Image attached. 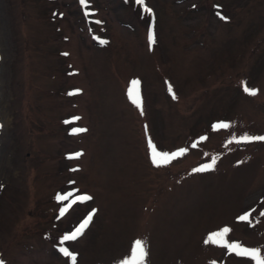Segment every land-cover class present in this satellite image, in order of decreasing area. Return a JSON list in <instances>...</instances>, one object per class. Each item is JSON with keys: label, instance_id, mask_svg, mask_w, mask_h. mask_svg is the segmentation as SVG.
Masks as SVG:
<instances>
[{"label": "rangeland", "instance_id": "obj_1", "mask_svg": "<svg viewBox=\"0 0 264 264\" xmlns=\"http://www.w3.org/2000/svg\"><path fill=\"white\" fill-rule=\"evenodd\" d=\"M146 2L154 15L135 0H90L91 15L80 0H0L4 264H72L61 247L120 264L137 239L147 264H255L224 245L264 249V141H233L264 135V0ZM149 138L188 151L156 167ZM77 189L93 199L61 217L57 194Z\"/></svg>", "mask_w": 264, "mask_h": 264}, {"label": "snow or ice", "instance_id": "obj_2", "mask_svg": "<svg viewBox=\"0 0 264 264\" xmlns=\"http://www.w3.org/2000/svg\"><path fill=\"white\" fill-rule=\"evenodd\" d=\"M136 4L141 6L142 9L148 13L149 15H154L153 10L147 5L146 0H135ZM80 3L82 6H84L86 9H89L88 14L91 15L90 10V0H80ZM219 14V13H218ZM62 15V14H61ZM223 18V17H222ZM97 23H100L97 21ZM151 42L155 43V33L154 31L151 34ZM67 55V53H65ZM138 83V81L133 82ZM169 90L171 91V86L169 87ZM77 92L79 90H76ZM244 91L248 93L249 95H256L257 90L248 88L247 86L244 87ZM72 94V93H70ZM131 95V93H130ZM174 96V94H173ZM175 98V96H174ZM138 107H141L142 101L139 96H137L133 101ZM143 114V113H142ZM79 117H74L73 120H78ZM69 121H66L68 123ZM231 125L227 122H219L214 127L216 128H229ZM3 125L0 124V128H2ZM147 127V126H146ZM87 129L84 128H75L73 129L74 133H81L85 132ZM204 139V138H201ZM233 141L236 143H252L254 141H264V135H248L244 134L243 136L237 138H233ZM233 141H230L232 143ZM148 144L150 147V158L154 166L156 167H164L170 164L173 160L181 157L184 155L188 149L183 148L175 152H167V151H158L156 146L152 143L151 138L148 139ZM192 147H196L195 144L192 145ZM82 155L81 153L74 154L75 157H79ZM216 164V159L212 158L210 162L203 163L199 167H195L192 169L193 173L198 172H205V171H211L214 170ZM72 183H75L74 181ZM79 190L77 189L75 192H66V193H58L56 196V200L59 204H61L60 213L59 215L63 217L71 208V204L75 203H85L87 201L92 200V196L88 195L87 193H83L80 195H76V192ZM71 200V203H65V201ZM96 209H93L86 218L83 219L82 222L79 223V225L70 233L64 234L60 240L61 245L66 244L67 242L76 241L80 236H82L87 229V227L92 222L93 216L96 213ZM264 214V213H262ZM248 215L241 216L239 219L241 220H248ZM230 231L229 228L225 227L222 231L219 232H213L209 236V240H213V242H216L217 239L223 240L226 233ZM207 242V241H206ZM224 246L228 247L231 251L236 252L237 255L241 257H247L252 259L255 264H264V249L262 248H256V247H246L242 246L240 243H231V244H225ZM60 251L63 253L64 256L70 258L72 264H76L77 261V254L70 250L69 247H61ZM147 256H148V250L146 242L137 239L134 242V246L132 248V251L130 255L122 260L120 264H147ZM0 264H4V261L0 259Z\"/></svg>", "mask_w": 264, "mask_h": 264}]
</instances>
